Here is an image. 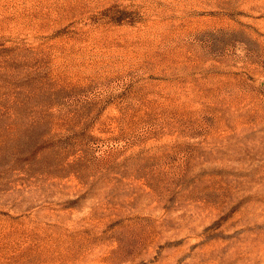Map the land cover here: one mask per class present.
<instances>
[{
  "label": "rangeland",
  "instance_id": "374dc122",
  "mask_svg": "<svg viewBox=\"0 0 264 264\" xmlns=\"http://www.w3.org/2000/svg\"><path fill=\"white\" fill-rule=\"evenodd\" d=\"M0 264H264V0H0Z\"/></svg>",
  "mask_w": 264,
  "mask_h": 264
}]
</instances>
